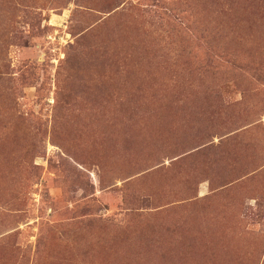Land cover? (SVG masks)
<instances>
[{
	"label": "rangeland",
	"instance_id": "obj_1",
	"mask_svg": "<svg viewBox=\"0 0 264 264\" xmlns=\"http://www.w3.org/2000/svg\"><path fill=\"white\" fill-rule=\"evenodd\" d=\"M0 264H264V0H0Z\"/></svg>",
	"mask_w": 264,
	"mask_h": 264
}]
</instances>
